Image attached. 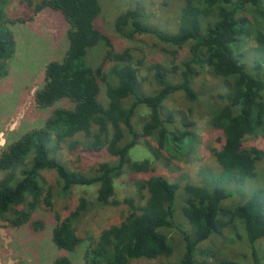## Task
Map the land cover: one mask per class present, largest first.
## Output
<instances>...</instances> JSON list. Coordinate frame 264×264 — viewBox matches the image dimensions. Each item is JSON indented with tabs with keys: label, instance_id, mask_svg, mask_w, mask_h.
Returning <instances> with one entry per match:
<instances>
[{
	"label": "trees",
	"instance_id": "16d2710c",
	"mask_svg": "<svg viewBox=\"0 0 264 264\" xmlns=\"http://www.w3.org/2000/svg\"><path fill=\"white\" fill-rule=\"evenodd\" d=\"M0 0V75L7 71L6 61L16 49V40ZM59 10L67 20L68 47L61 60H50L44 69V82L35 91L40 107L52 106L61 99L72 107L55 108L44 124L24 132L0 152V218L20 226L32 219L39 206L52 208L54 198L67 195L75 185H97L98 206L111 204L115 179L125 168L132 172L148 171L150 160H131L129 151L140 137L151 136L161 148L189 141V131L171 130L172 112L164 114V101L181 93L195 102L201 93L195 78L203 71L224 79L227 93L221 102L210 104L209 124L224 136V144L213 150L224 175L242 181L254 178L264 149L244 147L246 135L264 134V0H182L175 31L151 24L142 8L127 9L115 18V29L122 35L148 33L173 49L185 48L183 57L172 68L155 63L148 89L142 86L138 67L128 48L114 51L110 36L97 25L99 0H41L36 10ZM12 22V20H10ZM253 38L262 57L249 71L240 44ZM103 43L104 53L90 54ZM177 75L173 80L171 76ZM105 84L107 104L99 98L100 83ZM219 95V94H218ZM217 95V96H218ZM149 115L141 130L134 125L140 107ZM91 150L105 149L115 157L95 167L66 164L57 150L63 143L74 149L81 143ZM45 170L55 172L53 183L46 185ZM177 184L159 175L136 181V197L130 196L127 215L118 223L102 229L92 238L84 255L85 264H130L133 260L169 256L180 246L179 264H241L229 258L197 261L198 245L212 235L221 234L231 220H237L250 244L254 264H262L256 255V241L264 238V197L255 191L233 209L225 208L229 192L222 186L209 189L187 184V201L181 207L190 224L186 229L177 219ZM91 202L80 196L78 203L52 229L56 247L72 251L80 242L75 223ZM231 216V217H230ZM32 221V220H31ZM30 221V222H31ZM35 226L39 221H32ZM177 235V238H175ZM203 252V253H202ZM205 257H214L200 251ZM50 264H73L63 255Z\"/></svg>",
	"mask_w": 264,
	"mask_h": 264
},
{
	"label": "rangeland",
	"instance_id": "374dc122",
	"mask_svg": "<svg viewBox=\"0 0 264 264\" xmlns=\"http://www.w3.org/2000/svg\"><path fill=\"white\" fill-rule=\"evenodd\" d=\"M40 1L4 0V12L15 36L16 49L6 61L7 71L0 75V152L24 132L43 125L55 108L73 106L71 101L61 99L52 106L40 107L34 100L35 91L44 82L47 62L61 60L68 47L67 20L59 10L49 7L36 10L35 6ZM99 3L101 9L97 25L110 36L114 51L130 50L144 88L150 87L155 63L172 68L183 57L185 48L173 53L172 48L152 34L142 33L129 37L117 32L114 25L119 13L139 7L147 14L151 24L168 32L175 31L182 0H99ZM107 48L100 43L91 49L90 54L104 53ZM240 50L244 52L247 69L253 72V63L262 57V52L251 37L241 42ZM259 75H264V69L260 70ZM171 78L175 80L177 75ZM194 85L201 93L197 101H188L181 93L173 94L164 101V114L172 112L175 119L170 129L188 130L189 141L186 139L183 143H171L170 147L161 148L154 137H140L138 143L130 149L129 156L132 161L150 160L149 170L132 172L125 168L115 179L114 201L111 204L97 205V185H75L69 194L54 198L52 208L39 206L35 209L31 220L41 222L38 226L31 220L13 226L9 221L12 213L8 215L9 219L0 218V264H50L53 259L63 255L73 264H85L84 255L91 239L97 238L102 229L118 224L127 215L129 207L126 198L134 196L138 199L136 181L152 175L162 176L177 184V219L186 229L190 228V224L183 217L181 207L187 201V184L209 189L224 187L229 192L224 207L229 209L248 199L255 191H260L264 197V158L259 161L254 178L239 181L224 175L214 157L213 150L220 148L225 139L219 130L210 126L208 108L210 104L221 102L220 95L227 93L224 79L203 71L196 76ZM99 98L104 105L107 104L104 82L100 83ZM148 115V109L143 106L137 110L133 121L138 131ZM78 138L83 143L76 148L69 149L68 143H63L62 148L57 150V154L69 166L95 167L99 162L115 160L105 149L95 151L85 148L84 137L79 135ZM242 145L264 149V134L246 135ZM42 174L46 185L53 183L56 178L52 170H45ZM2 175L0 171V178ZM80 196H85L91 202L84 216L75 223L80 242L72 251L58 248L51 238L52 229L58 222V216H67L77 205ZM225 218L229 224L222 228L221 234L212 235L198 245L196 260L207 259L209 263H214L216 259L229 258L241 264H254L242 226L237 220H231L228 214ZM177 248L169 256L141 258L130 264H179V242ZM256 249V255L264 264V238L256 241ZM200 251L211 253L214 257H205Z\"/></svg>",
	"mask_w": 264,
	"mask_h": 264
}]
</instances>
